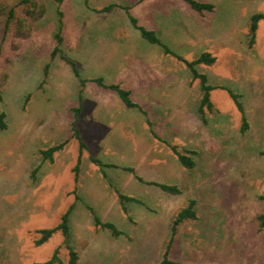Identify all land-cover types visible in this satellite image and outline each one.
I'll list each match as a JSON object with an SVG mask.
<instances>
[{"label":"rangeland","instance_id":"rangeland-1","mask_svg":"<svg viewBox=\"0 0 264 264\" xmlns=\"http://www.w3.org/2000/svg\"><path fill=\"white\" fill-rule=\"evenodd\" d=\"M137 1L66 0L59 5L35 0L32 9L21 0H0V114L7 115V129H0V264L45 263L57 250L68 264L69 247L78 253V264H159L175 217L192 199L199 219L179 226L172 262L264 264V228L257 219L264 213V20L256 44L249 46L251 21L264 13V0H199L215 6L204 14L184 0ZM109 5L118 8L99 12ZM12 10L14 22L5 33ZM129 14L150 30L158 29L162 17V42L184 60L194 62L205 52L217 58L211 66H195L213 88V107L200 113L201 79L186 63L170 58L183 83L161 102L165 117L148 118L141 112L139 138L131 131L107 134V127L82 120L80 133L89 151H82L76 181L81 148L72 138V109L80 98L90 112L119 98L93 82L83 88L80 78H95L96 51L106 43L113 45L119 37L117 46L148 44ZM168 15L179 28L170 30ZM60 29L62 54L76 63L80 78L62 55L51 57ZM230 92L240 96L244 113ZM243 116L250 126L246 133L241 131ZM65 141L54 163L43 158L42 150ZM137 143L140 148H131ZM172 147L190 154L195 168H184ZM91 157L106 168L92 164ZM155 183L178 185L182 194H168ZM118 192L138 200L125 203L127 213ZM72 207L69 236L55 233L37 246L39 232L56 228ZM96 217L131 234L127 247L97 226Z\"/></svg>","mask_w":264,"mask_h":264},{"label":"trees","instance_id":"trees-1","mask_svg":"<svg viewBox=\"0 0 264 264\" xmlns=\"http://www.w3.org/2000/svg\"><path fill=\"white\" fill-rule=\"evenodd\" d=\"M53 1L59 5H62L66 0H53ZM141 1H143V0H138L137 3H140ZM184 1L187 2L193 10H195L201 14H204L205 12H213L215 10V6L211 3L201 2L199 0H184ZM85 2L88 4V0H85ZM21 4L30 5V7L32 9L37 7L35 0H21ZM117 8H118L117 5H109L105 8H103L102 10H100L99 12H111ZM129 9L130 8H126L127 11H129ZM58 13L62 17V15H63L62 12L58 11ZM14 14H15V12H14V10H12L10 13V18L6 22L5 33H8L10 26L12 25L11 23L14 22L13 21L14 20ZM129 17H130V20H131L133 26L140 32L141 38L143 40H145L151 44L161 46L167 55H172L175 58H177L178 60L186 63L187 66L192 70L194 77L201 79L202 86H203L202 88L204 90V98H203L201 106H200V113L203 115L205 114L204 113L205 107L212 109L213 105H212V102L210 99V92L213 88L208 85L207 77L203 74L202 75L199 74L197 72V70L195 69V66L198 64H204V65L211 66L217 61V58L214 57L211 53L205 52L194 62H188V61L184 60L181 56H179L175 52H173L170 48H168L162 42V40L159 38V36L157 35V33L155 31L149 30L143 26H140L138 24V20L135 17H133L132 15H130ZM60 19H62V18H60ZM262 20H264V13L255 14L252 18L250 31H249V38H250L249 46L250 47H254V45L256 44L259 24ZM17 23L19 25H21L23 23V21L18 20ZM61 24H62V21H61ZM63 42H64V37L62 36V32L60 29L58 31V33L55 34V47L52 51L51 57H52V59H54L57 55H59V54L62 55V59L72 66L74 74L76 75V77L80 78L81 76H80L79 70L77 69L76 63L68 60L62 54L61 45ZM49 69H50V64H48L45 68V76L46 77L49 75ZM80 79H81V84H82L81 86L83 88L85 87L86 83H88V82L96 83L98 86H100L106 90H110V91L115 92L119 96V98L121 99V101L124 103V105L126 107H128L130 109H138L140 112L143 113V115L148 117L147 112L143 109V107L133 101L132 96H131V92L129 90L124 89L121 85H118V84L107 85L105 83L104 79H102V78H94V79L80 78ZM230 93H231V96L233 97V99L235 100L239 110L242 113H244V107H243L242 102L240 101V96L233 93V92H230ZM1 101H3V92L0 88V102ZM82 110H83V105H82V101L80 98V105L78 107H75L72 109V111L74 113V121L72 123V131H73L72 138L79 141L80 148H81V152H80V155L78 158V164L76 165V167L74 169V172L76 174V181H78V176L80 173V163H81L82 151H83V149H88L87 145L83 142V139L81 137V133L77 127L78 121H79V116L82 113ZM6 116L7 115L5 113L0 114V129L1 130L7 129V124L5 122ZM147 121H148L149 125H152L149 120H147ZM249 128H250L249 123L247 122L246 117L243 116V127L241 129L242 133H246L249 130ZM152 134L154 135L155 138L161 140L154 131H152ZM68 142L69 141H65V142L60 143L58 145L52 146L48 149L42 150L41 153H42L43 158L46 161H49L50 163H54L55 154L57 152L63 150L65 148V146L68 144ZM172 150L175 153V155L178 157L179 162L181 163V165L184 168H186L188 170H192L195 168L196 162L190 154L182 153L176 147H172ZM262 154L264 155V152ZM91 160L93 163L97 164L98 166L105 167V165L101 161H99L98 159L91 158ZM107 167H109V166H107ZM124 170L127 172L135 174V170L133 168L126 167V168H124ZM34 178H35V176H33V179ZM138 179L141 180V178H138ZM154 185H156L157 187H159L160 189H162L163 191H165L166 193L171 194V195L182 194V189L178 185L159 184V183H155ZM118 194L120 197L121 204L123 206V210L126 213H127V208L125 206V203H127V202H138V200L134 197L126 196L120 192H118ZM262 199H264V196H262ZM72 209H73V207L67 213H65L63 215L62 222L56 228L46 229V230H42L39 232L41 237H40V239H38L35 242L37 246L47 243L53 237V235L55 233H62L66 237L69 236V233H70L69 216H70V211ZM198 219H199V214L197 211V202H196V200L192 199L189 201V203L184 208H182L180 210V212L175 217L174 222H173V226H172L171 240L167 246L163 260L159 264H183V263H178V262L177 263L172 262L169 258V255H170L172 247L175 243V239H176V236L178 233L179 226L185 222H194V221H197ZM257 219L259 221L260 228L263 229L264 228V213L260 214ZM96 225L103 228V229L110 230L112 232L113 236H115V237L122 235V232L119 231L114 224L103 223L98 217H96ZM69 251H70V259H69L68 264H78V262L80 260L78 253L73 251L70 247H69ZM40 264H64V261L60 258V250H57L54 253V255L51 257V259H49L47 262L40 263Z\"/></svg>","mask_w":264,"mask_h":264},{"label":"crops","instance_id":"crops-1","mask_svg":"<svg viewBox=\"0 0 264 264\" xmlns=\"http://www.w3.org/2000/svg\"><path fill=\"white\" fill-rule=\"evenodd\" d=\"M171 13L174 14L176 11L173 10ZM168 18V26H170L169 28L171 31L179 28V23H176L173 17L168 15ZM164 28L165 25L161 17L158 20V29L153 30L157 33L161 40V30H164ZM188 38L191 41L194 40L193 36ZM118 43L119 37L112 41L113 45L106 43L101 46L99 51H96L94 77L104 79L107 85H129L130 87L127 90L131 92L133 101L135 102L137 100L136 103L141 104L143 109L147 112L148 118L152 116L155 117V115L165 117L164 111L166 110V107L161 102H164L166 94L169 92L174 93L176 86L179 87L183 83V79L180 76H175L176 64L171 60L177 58L172 55H167L161 46L151 44L149 42L148 44L131 43L128 45L121 44L120 46H117L119 45ZM167 79H171V81L168 82L170 85L168 92L165 88ZM139 96L141 99H139ZM113 99L114 100L112 102L110 101L109 105L106 107L101 105L92 112L83 106V110L78 121L79 131L82 120H85L93 122L94 124L96 122L101 126L107 127V134H112L114 132L126 133L131 131L134 135L137 134V137L139 138L141 129H144V119L142 117L145 115L143 116L137 109H135L137 111H134V109L129 111L125 108V105L122 104L120 98ZM117 107L120 111L115 112L114 108ZM141 123L142 127L140 126ZM140 146L141 144L137 143L131 148L137 149L140 148ZM107 147L111 146L107 145ZM116 148L117 146L114 144L113 149ZM125 148L126 147L122 149ZM90 162L94 164L91 159ZM100 168L103 169L106 167ZM101 169L98 170L101 171ZM91 170H93V168H91ZM95 173L96 172H92L91 175ZM118 230L122 232V235L115 237L116 241L124 244V248H126L129 244L127 241H131L132 236L131 234L128 235L124 233L120 229Z\"/></svg>","mask_w":264,"mask_h":264}]
</instances>
